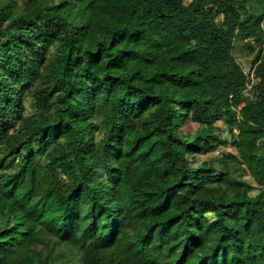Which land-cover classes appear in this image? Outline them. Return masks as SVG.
Here are the masks:
<instances>
[{"label": "trees", "instance_id": "obj_1", "mask_svg": "<svg viewBox=\"0 0 264 264\" xmlns=\"http://www.w3.org/2000/svg\"><path fill=\"white\" fill-rule=\"evenodd\" d=\"M15 7L0 0V264H264V0Z\"/></svg>", "mask_w": 264, "mask_h": 264}, {"label": "rangeland", "instance_id": "obj_2", "mask_svg": "<svg viewBox=\"0 0 264 264\" xmlns=\"http://www.w3.org/2000/svg\"><path fill=\"white\" fill-rule=\"evenodd\" d=\"M23 0H14L16 7L15 10L17 8H19L22 4ZM218 21L220 20V18L217 19ZM264 25V23H263ZM234 56L236 58V60L243 66L245 71H250L251 70V61L253 60L255 53H256V49H254L253 51L249 50L248 48V44L247 42H242V43H236L235 45V50H234ZM25 107H26V113L27 114H31L34 112V108L32 106V99L30 98V96H26L25 99ZM216 126L218 127V132L217 134L220 136L221 139H229V134H228V130L227 127L225 126L224 123L222 122H218L216 123ZM189 125H187L186 129L184 128L183 130H188ZM223 149V148H220ZM226 151H233L229 146L225 147ZM221 151V150H219ZM246 182L248 183H252V181L249 178L245 179Z\"/></svg>", "mask_w": 264, "mask_h": 264}, {"label": "built area", "instance_id": "obj_3", "mask_svg": "<svg viewBox=\"0 0 264 264\" xmlns=\"http://www.w3.org/2000/svg\"><path fill=\"white\" fill-rule=\"evenodd\" d=\"M253 81H254L253 74L250 73V74L247 76V81H246V89H247V90L250 89L251 84L253 83ZM215 153H218V150H216Z\"/></svg>", "mask_w": 264, "mask_h": 264}, {"label": "clouds", "instance_id": "obj_4", "mask_svg": "<svg viewBox=\"0 0 264 264\" xmlns=\"http://www.w3.org/2000/svg\"><path fill=\"white\" fill-rule=\"evenodd\" d=\"M219 152V151H218Z\"/></svg>", "mask_w": 264, "mask_h": 264}]
</instances>
